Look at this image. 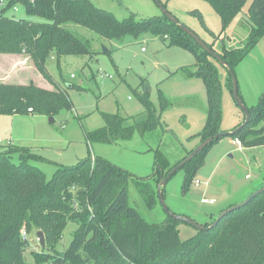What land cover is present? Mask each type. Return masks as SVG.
<instances>
[{"label":"trees","instance_id":"1","mask_svg":"<svg viewBox=\"0 0 264 264\" xmlns=\"http://www.w3.org/2000/svg\"><path fill=\"white\" fill-rule=\"evenodd\" d=\"M206 1L222 17L223 30L242 12L250 25L244 49L223 48L220 51L209 44L235 69L264 36V0H251L248 7L249 0ZM17 3L23 4L28 14L44 21L8 16L6 11ZM71 24H80L111 39H122L127 34L138 37L143 32L165 34L172 43L191 49L196 61L186 72L204 80L208 95V113L200 137L203 141L218 133L222 95L217 64L213 61L216 59L165 15L138 21L120 20L90 0H9L0 9V53L28 55L45 80L60 86L57 91H49L32 80L27 84L0 81V116L4 113H43L54 117L63 107L73 108L68 90L75 85L56 82L47 68L52 52L59 58L68 53H92L89 43L70 29ZM228 73L233 92V79ZM141 97L144 115L124 118L118 114H104L105 124L86 132L88 143L125 140L137 130L144 134L155 131L171 102L160 96L157 105L147 93ZM248 110L251 113L249 122L231 137L247 148L264 146V92L260 101ZM208 146L183 166L188 180L191 181L194 172L204 166ZM2 147L0 264H28L24 255L27 240L21 235L28 225L44 234V264H264V191L252 196L245 205L227 211L214 227L205 230L195 227L197 233L189 240H182L177 222L183 220L168 215L164 222L153 223L130 204L127 183L131 176L111 161L90 155L76 165L58 168L48 179L30 162L35 155L30 148L14 149L4 144ZM17 151L20 163L16 164L12 155ZM155 159L154 175L137 181L145 199L144 185L157 178H160L159 183L167 175L166 155L157 149ZM70 222L76 225L71 232L72 240L60 249L58 245Z\"/></svg>","mask_w":264,"mask_h":264},{"label":"rangeland","instance_id":"2","mask_svg":"<svg viewBox=\"0 0 264 264\" xmlns=\"http://www.w3.org/2000/svg\"><path fill=\"white\" fill-rule=\"evenodd\" d=\"M4 1L6 5L9 0ZM90 1L120 20L137 21L162 17L163 9L159 4L162 3L208 45L220 51L223 48L244 49L250 36V25L243 12L223 30L222 17L206 0ZM250 3L251 0L247 7ZM2 8L4 6H0ZM6 14L18 19L44 21L28 14L21 3L8 9ZM70 29L89 43L92 53H68L59 58L52 52L47 68L56 82L75 85L68 90L73 108L63 107L55 114L54 122L50 121V115L43 113L2 114L0 137L5 140L4 147L30 148L35 154L30 162L48 179L62 166L76 165L90 155L101 156L129 173L130 204L142 217L153 223L164 222L168 213L158 201L160 178L144 185L146 199L137 181L154 175L157 149L168 158L165 168L168 173L202 141L200 134L207 118L208 95L204 80L186 72V68L195 64L194 52L172 43L165 34L143 32L138 37L127 34L122 39H111L80 24H71ZM213 61L221 80L219 130L230 132L244 122L245 113L231 90L228 69L217 59ZM234 71L244 104L247 108L256 105L264 92V36ZM0 78L12 84H27L32 80L49 91H57L60 87L45 80L35 61L26 54L0 53ZM143 93L157 105L160 96L171 102L155 131L144 134L137 130L125 140L88 143L86 132L103 126L104 114H118L124 118L144 115ZM204 158V166L194 172L191 181L184 167L173 173L164 187V198L173 214L190 217L201 225H211L226 210L264 187V146L247 148L231 136H222L206 148ZM12 161L20 163L19 151L13 153ZM196 180L202 184L197 185ZM177 225L182 240H189L197 233L190 223L178 221ZM24 228L28 236L24 250L27 263L44 264L46 246H42L37 229L29 225ZM75 229L76 225L70 222L58 245L60 249L71 242Z\"/></svg>","mask_w":264,"mask_h":264},{"label":"water","instance_id":"3","mask_svg":"<svg viewBox=\"0 0 264 264\" xmlns=\"http://www.w3.org/2000/svg\"><path fill=\"white\" fill-rule=\"evenodd\" d=\"M163 9V14L170 19L172 22H174L176 25H178L184 32H186L187 34L191 35L199 45L202 46L203 49L207 50L208 53L215 59H217L221 64H223L228 71L231 74V77L233 79V95H235V98L238 102V104L240 105L241 109L244 110L245 113V120L242 124H240L236 129H234L233 131L230 132H222L219 131L218 133L211 135L205 139H203V141H201V143H199V145H197L192 151H190L188 153V155L185 157L184 160H182L181 162H179L177 165L173 166V168L168 171V173H166L167 175L165 177H163L160 182L158 183V195H159V201L161 203V205H163L164 209L167 211L168 215L170 217H172L173 219H179V220H183L185 222H187L188 224H192L194 227L198 228V229H202L205 230V228L210 229L212 227H214L218 221L220 220V217L225 214L227 211L229 210H233L236 207H240L242 205H245L246 202L249 201V199H251L252 196H254L255 194L259 193V192H263L264 191V187L261 189H258L257 191L253 192L251 194V196H249L246 200H244L243 202H241L240 204H237L235 207L226 210L224 213H222L219 218H217V220L209 225V226H204L199 224L197 221L193 220L192 218H187L184 216H178L175 213L173 214L170 209L169 206L166 204L165 202V198H164V187L166 185V183L168 182V180L173 176V173H175L178 169L182 168L183 166H185L188 162L192 161L194 159V157L200 153L201 151H203V149L208 146L209 144L213 143V141L218 140V138L222 137V136H231L234 134V132H236L238 129H240L241 127H243V125H246L249 122V119L251 117V113L250 110H248L247 106L244 104L241 95H239V87H238V79L236 78L235 75V71L233 69V67H231L223 58L222 56L216 51H214L213 49H211L209 47V45L201 38L199 37L197 34H195L186 24H183L179 19H177L173 14H171L170 11H168L163 5L162 3H159ZM50 121L54 122L55 119L53 116H50ZM38 238L41 241L42 246H45V239H44V234L42 231H39L37 233Z\"/></svg>","mask_w":264,"mask_h":264},{"label":"built area","instance_id":"4","mask_svg":"<svg viewBox=\"0 0 264 264\" xmlns=\"http://www.w3.org/2000/svg\"><path fill=\"white\" fill-rule=\"evenodd\" d=\"M0 6L2 7V6H5V1L4 0H2V1H0ZM144 49V48H143ZM31 110H32V107L29 109V111L31 112ZM237 141H239L238 139H236ZM240 142V141H239ZM5 143V140L2 138V137H0V150L3 148L2 146H3V144ZM241 143V142H240ZM195 183L197 184V185H199V184H202V182L200 181V180H196L195 181ZM205 201V200H204ZM210 202H212V201H210ZM21 235H22V238H23V240H27V231H26V229L25 228H23L22 229V231H21Z\"/></svg>","mask_w":264,"mask_h":264},{"label":"crops","instance_id":"5","mask_svg":"<svg viewBox=\"0 0 264 264\" xmlns=\"http://www.w3.org/2000/svg\"><path fill=\"white\" fill-rule=\"evenodd\" d=\"M0 79H4V78H0ZM1 117H2V116H0V118H1ZM197 145H199V143H198ZM197 145H195V146L193 147V149H194Z\"/></svg>","mask_w":264,"mask_h":264}]
</instances>
